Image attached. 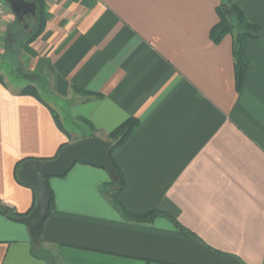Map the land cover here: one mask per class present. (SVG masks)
I'll return each mask as SVG.
<instances>
[{
  "label": "crops",
  "instance_id": "obj_1",
  "mask_svg": "<svg viewBox=\"0 0 264 264\" xmlns=\"http://www.w3.org/2000/svg\"><path fill=\"white\" fill-rule=\"evenodd\" d=\"M27 1L37 15L21 21L10 8L0 47V206L33 207V187L15 176L21 161L110 142L134 117L138 129L113 153L121 202L165 215L126 219L109 199L110 173L77 163L47 181L55 204L42 243L0 214V264H264V0H234L260 28L240 89L234 36L211 38L225 0ZM42 13L41 33L11 58L9 26L32 35ZM28 85L37 92L21 94Z\"/></svg>",
  "mask_w": 264,
  "mask_h": 264
},
{
  "label": "trees",
  "instance_id": "obj_2",
  "mask_svg": "<svg viewBox=\"0 0 264 264\" xmlns=\"http://www.w3.org/2000/svg\"><path fill=\"white\" fill-rule=\"evenodd\" d=\"M218 14L220 21L216 25V27L214 26V28L211 29L212 30L211 38L215 42H218L228 34H232L234 36V40H235L234 53H233L235 57L234 67H236L237 88L240 89L244 81L243 78L245 77L246 71L249 67L248 66L249 61L245 54L246 53L245 45L247 40L255 39L260 35V28H258L257 25H254L249 21L247 16H245L246 13L244 12V10H242L236 3H234V0H225L223 3H221V6L218 8ZM42 19H43V13H42ZM43 28H44V19L40 26V30H37L32 35L27 36V34L25 35L24 26L18 20H16V22L11 25V29L10 26L8 28V31L10 30L11 33L10 38L12 37L13 40V44L11 43L8 46L11 49L9 56L11 58H14V56L19 54V52L21 51V47H20L21 43H25V41L28 42L29 40H34L41 33ZM0 79H2L1 74H0ZM36 92L37 90L34 86L28 85L22 90L21 94H28V93L32 94ZM139 125H140V121L137 118L132 117L127 119L124 123H122L119 127H117L108 135V139L112 143V146L109 151V159L114 168V172L110 173L111 181L109 183V186H111L113 190L108 192V195L112 205L117 210H119L126 219L134 220L138 222H151L157 216L165 215V213H162L160 211H152L145 215H135L128 212L125 209V207L121 202V194L125 188L124 175L113 158V153L115 152V150L123 146L130 139V137L138 129ZM64 147H66V145L62 146L61 150ZM27 161L28 160L21 161L20 163L17 164L15 169V176L18 182L23 185L26 184L22 182L21 179L19 178L18 171L21 168V166ZM32 189L34 190L35 200L31 210H29L27 213L24 214H18L9 207L0 206V214L10 219L16 221H22L25 224H27L31 228L33 234L35 235L36 241L42 243V234L44 231V225L54 209L55 199L53 192L51 191L52 201L50 204L49 213L45 218V220L42 223H39L37 219V200H38L37 192L34 188ZM170 218L177 227H180L179 223H177L172 217Z\"/></svg>",
  "mask_w": 264,
  "mask_h": 264
},
{
  "label": "water",
  "instance_id": "obj_3",
  "mask_svg": "<svg viewBox=\"0 0 264 264\" xmlns=\"http://www.w3.org/2000/svg\"><path fill=\"white\" fill-rule=\"evenodd\" d=\"M12 12L23 21L28 16H36L35 3L27 0H6ZM112 143L98 137L81 139L64 147L53 160L28 161L20 172V179L33 187L37 192V216L39 223L47 217L52 201L51 191L47 179L66 176L77 163L91 165L114 172L109 159Z\"/></svg>",
  "mask_w": 264,
  "mask_h": 264
},
{
  "label": "rangeland",
  "instance_id": "obj_4",
  "mask_svg": "<svg viewBox=\"0 0 264 264\" xmlns=\"http://www.w3.org/2000/svg\"><path fill=\"white\" fill-rule=\"evenodd\" d=\"M29 21V20H28ZM30 24H33V22L32 21H30L29 22ZM31 31V30H30ZM5 79H6V81L10 84V85H13L15 88H17L18 87V85H19V82H22V79H20V78H18V79H16L15 78V75H7V73H5ZM41 97L45 100V101H47V102H50V98L45 94V93H42L41 94ZM73 125H71V123L70 122H65L64 123V128H65V130H67V131H72L73 130V127H72ZM77 128V130L79 131V133H85V132H87L88 131V129L87 128H82V127H76ZM111 142V141H110Z\"/></svg>",
  "mask_w": 264,
  "mask_h": 264
},
{
  "label": "built area",
  "instance_id": "obj_5",
  "mask_svg": "<svg viewBox=\"0 0 264 264\" xmlns=\"http://www.w3.org/2000/svg\"><path fill=\"white\" fill-rule=\"evenodd\" d=\"M10 11V7L6 0H0V47L2 46V38L6 32L5 19Z\"/></svg>",
  "mask_w": 264,
  "mask_h": 264
}]
</instances>
